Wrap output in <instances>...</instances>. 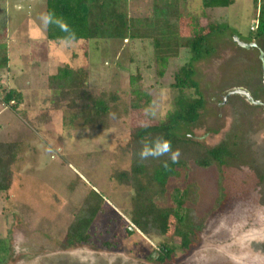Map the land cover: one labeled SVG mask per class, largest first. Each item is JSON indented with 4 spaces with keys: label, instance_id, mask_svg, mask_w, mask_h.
I'll use <instances>...</instances> for the list:
<instances>
[{
    "label": "rangeland",
    "instance_id": "obj_1",
    "mask_svg": "<svg viewBox=\"0 0 264 264\" xmlns=\"http://www.w3.org/2000/svg\"><path fill=\"white\" fill-rule=\"evenodd\" d=\"M0 1L5 6L0 42L10 50L9 68L0 70V141L18 143L12 185L0 192V264H161L148 258L159 252V241H168L175 250L173 260L164 264H264V36H250L261 4L234 0L228 8L204 11L201 0L128 1L131 16H148L155 4L176 2L184 31L198 24L195 17L203 11L208 22L226 25L209 36L210 54L194 63L204 99L199 118L177 129L181 137L207 148L228 144L231 155L222 181L215 166L193 165L187 178L183 171L172 178L157 200L168 206L176 187L187 181L197 185L196 200L188 206L203 222L192 246L183 250L173 235V218L163 236L135 229L130 221L133 189L111 175L130 167V127L160 121L172 109L178 94L171 85L173 75L189 59L188 50L170 58L159 77L148 39L49 41L40 20L46 0ZM235 38L255 46L242 47ZM64 65L85 67L90 92L118 91L122 102H128L130 75L140 73L150 103L103 126L85 125L64 104L53 106L56 92L47 88L46 77ZM8 88L22 92L17 110L2 102ZM236 89L247 90L259 103L228 95ZM221 183L224 196L217 204ZM91 189L104 198L91 241L67 246L68 226ZM128 227L135 233L129 235Z\"/></svg>",
    "mask_w": 264,
    "mask_h": 264
},
{
    "label": "trees",
    "instance_id": "obj_2",
    "mask_svg": "<svg viewBox=\"0 0 264 264\" xmlns=\"http://www.w3.org/2000/svg\"><path fill=\"white\" fill-rule=\"evenodd\" d=\"M129 0H46L45 14L54 13V20L65 22L75 38L69 40V32L55 22L46 26L49 41L76 42L79 40H128L148 39L154 49L156 72L164 75L169 59L180 55L181 49L190 53L189 59L177 68L173 75L172 87L178 90L173 107L160 121H142L130 127L126 148L131 152V163L127 170H117L111 177L119 184L133 189L131 197L130 221L144 235H166L169 221L175 220L173 235L178 238V246L189 249L193 239L201 229L203 220L198 218L189 202L197 197V185L188 182L183 188H175L172 203L159 206L157 200L166 193L168 182L185 172L186 178L192 166L207 168L215 166L223 176V167L231 155L227 143L207 148L200 142L177 134L180 124H193L204 106L199 83L195 80L194 63L210 54L209 36L221 32L226 25L210 23L206 20V9L228 8L234 0H201L203 12L195 17L197 25L188 31L182 28V15L176 2L154 5L148 16H131L128 13ZM260 5L256 29L250 31L251 40L264 36V0H253ZM188 24L191 18L184 19ZM200 23V24H199ZM9 68V47L0 42V70ZM140 73L129 77L128 102H122L118 91L94 94L88 90L87 69H73L68 65L58 66L55 72L46 77L47 88L56 92L53 106L67 108L73 119H80L85 125H105L109 119L118 120L134 110L147 108L149 93L142 87ZM2 102L17 110L22 103V92L8 88L1 96ZM163 138L171 142L173 150H179L178 163H172L170 156L141 159L140 151L144 144ZM18 143L0 141V192L9 190L13 181L12 165L16 161ZM165 161L168 166L165 167ZM224 188L219 186L217 204L224 196ZM103 195L91 189L82 206L68 226L65 243L67 246L86 244L91 241V227L102 211ZM135 229L128 227L129 235ZM104 245L109 246L108 243ZM159 252L149 259L164 264L173 260L174 247L168 241L157 242ZM153 253V252H152Z\"/></svg>",
    "mask_w": 264,
    "mask_h": 264
},
{
    "label": "clouds",
    "instance_id": "obj_3",
    "mask_svg": "<svg viewBox=\"0 0 264 264\" xmlns=\"http://www.w3.org/2000/svg\"><path fill=\"white\" fill-rule=\"evenodd\" d=\"M41 22L47 26L53 22L58 24L64 31L69 32L68 39H74L75 33L71 32L65 22L60 19L54 20V13H46L42 14L40 17ZM141 159H148V158H159L165 155L170 156V160L172 163H178L180 158L179 150H173L171 142L167 141L163 138H158L154 141L148 142L144 144L140 153ZM168 166L167 161H165V167Z\"/></svg>",
    "mask_w": 264,
    "mask_h": 264
},
{
    "label": "water",
    "instance_id": "obj_4",
    "mask_svg": "<svg viewBox=\"0 0 264 264\" xmlns=\"http://www.w3.org/2000/svg\"><path fill=\"white\" fill-rule=\"evenodd\" d=\"M235 41L242 47H247V46L254 47L255 46L254 43H250V44L242 43L237 38H235ZM262 80H263V85H264V71H263V79ZM232 94H240V95H243L244 97H246V99L249 100L250 102H253L255 104L259 103V102H256V101L253 100V98L251 97L250 93L247 90L236 89V90H233V91L228 93V95H232Z\"/></svg>",
    "mask_w": 264,
    "mask_h": 264
},
{
    "label": "crops",
    "instance_id": "obj_5",
    "mask_svg": "<svg viewBox=\"0 0 264 264\" xmlns=\"http://www.w3.org/2000/svg\"><path fill=\"white\" fill-rule=\"evenodd\" d=\"M1 2V1H0ZM2 3V2H1ZM4 5H1V7H0V12H3L4 11ZM2 10V11H1ZM8 47H9V45H8ZM10 51V50H9ZM10 55V54H9Z\"/></svg>",
    "mask_w": 264,
    "mask_h": 264
},
{
    "label": "built area",
    "instance_id": "obj_6",
    "mask_svg": "<svg viewBox=\"0 0 264 264\" xmlns=\"http://www.w3.org/2000/svg\"><path fill=\"white\" fill-rule=\"evenodd\" d=\"M253 29H255V28H254V25L251 26V30H253Z\"/></svg>",
    "mask_w": 264,
    "mask_h": 264
}]
</instances>
